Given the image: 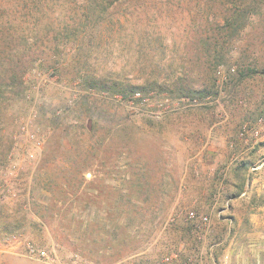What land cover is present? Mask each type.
<instances>
[{
    "label": "rangeland",
    "instance_id": "374dc122",
    "mask_svg": "<svg viewBox=\"0 0 264 264\" xmlns=\"http://www.w3.org/2000/svg\"><path fill=\"white\" fill-rule=\"evenodd\" d=\"M0 264H264V0H0Z\"/></svg>",
    "mask_w": 264,
    "mask_h": 264
},
{
    "label": "trees",
    "instance_id": "16d2710c",
    "mask_svg": "<svg viewBox=\"0 0 264 264\" xmlns=\"http://www.w3.org/2000/svg\"><path fill=\"white\" fill-rule=\"evenodd\" d=\"M83 77H86V79H89L90 77H92L90 80H88L89 85L93 87L92 89H96L98 91H105V90L111 91V88H108L107 86H105L107 85V82H111L114 85L113 86L114 89H112V91L115 94H120L123 98L124 97L126 98L127 96H130V95L134 97L136 96V94H139V97H136V98L139 100H143V99L148 98V94L151 92V90L148 88L147 83H144V84L143 83H131V82H126L124 79H121V78H116L115 80H113V79H110L111 77L108 78L107 76H104L105 78H108V79H105L103 77L97 76L96 74L93 75L92 73L91 75L83 74ZM94 78L99 79L100 83L95 85L97 82L94 83V80H95ZM102 78L105 81L104 83L102 81L103 80ZM195 92L196 90L195 91L192 90L193 94ZM186 223L187 225L183 227L181 226L180 229L186 232L192 231V229H194V225H192L190 222L188 223L187 220H186ZM185 260L187 261L188 258Z\"/></svg>",
    "mask_w": 264,
    "mask_h": 264
}]
</instances>
